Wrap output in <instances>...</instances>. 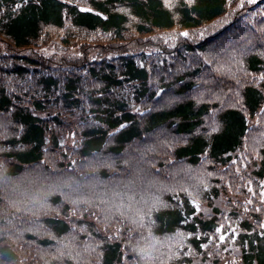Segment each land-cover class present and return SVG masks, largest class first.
Masks as SVG:
<instances>
[{"label":"trees","instance_id":"16d2710c","mask_svg":"<svg viewBox=\"0 0 264 264\" xmlns=\"http://www.w3.org/2000/svg\"><path fill=\"white\" fill-rule=\"evenodd\" d=\"M0 45V264H264V0H0Z\"/></svg>","mask_w":264,"mask_h":264},{"label":"rangeland","instance_id":"374dc122","mask_svg":"<svg viewBox=\"0 0 264 264\" xmlns=\"http://www.w3.org/2000/svg\"><path fill=\"white\" fill-rule=\"evenodd\" d=\"M180 33L182 34H185L187 36H190L191 38H196V36H199L200 34H198L199 32L197 31H190V32H186V31H180ZM173 36H170L169 39H172ZM173 40V39H172ZM0 48H1V45H0ZM263 185L264 183L263 182H260L259 183V187H258V190L260 191V193L262 192L263 190ZM188 195V197H193L191 193H186ZM193 200V199H191ZM193 202V201H192ZM194 206L196 209H200L201 208V205H198V203H195L193 202Z\"/></svg>","mask_w":264,"mask_h":264}]
</instances>
